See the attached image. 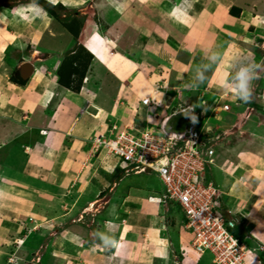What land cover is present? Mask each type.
<instances>
[{"label": "crops", "instance_id": "crops-1", "mask_svg": "<svg viewBox=\"0 0 264 264\" xmlns=\"http://www.w3.org/2000/svg\"><path fill=\"white\" fill-rule=\"evenodd\" d=\"M49 1L55 6L75 7L88 0ZM101 1L96 7L106 28H91L82 41L92 58L78 91L60 85L54 69L48 66V61L60 58L58 52L49 54L45 65L35 69L26 84L9 81L5 72L8 66L1 53L13 43V36L4 31L6 19L0 12V240L9 232L17 239L14 243L20 244L26 238L18 237L24 229L14 221L18 216L26 222L31 234L36 224L29 220L31 215L39 219L32 212L36 204L43 211L63 209L66 214L65 205L71 208L79 206L80 200H96L100 188L108 187L118 173L119 160L104 150L94 155L90 150V138L105 132L108 121L124 118L122 124H130L136 115L145 126L154 122L161 125L172 113L190 106L196 113L204 110L207 116L215 110L212 117L215 129L222 132L233 129L227 142L213 147V162L206 166L204 179L218 188L219 209L228 216L224 217L239 225L243 242L253 244L250 249L255 254L249 252L250 264H260L259 261L264 264V72L256 74L263 56L258 61L253 57L250 50L255 48L253 38L241 36L240 32L224 36L221 28H209L212 16L224 13L228 21L235 19L227 10L233 6L239 10L238 4L243 0H214L209 6L204 4L205 0H161V12L145 2L135 8L136 0ZM248 2L252 10L247 23L255 25L258 32L253 40L264 47V0ZM25 9L14 10L12 26L37 40L38 30L18 29L27 20L21 18ZM34 9L36 20H43L44 11ZM137 11L150 16L142 28H133L140 20ZM155 24L164 28H154ZM213 46L217 47L216 61L210 59ZM245 64L253 65L254 74L259 77L252 82L248 103L234 101L230 90L219 86L222 79L230 81ZM155 66L168 68L175 75L180 88L176 96H173L172 84L167 85L166 71L160 75ZM15 67L18 69L13 63L11 70ZM210 67L213 73L206 77ZM201 74L203 82L199 80ZM156 76L165 79L160 84L163 87L153 83ZM146 97L160 101L162 107L147 111L141 104ZM85 108L87 112H82ZM146 176L139 178L141 189L130 187L117 209L110 206L106 213L109 224L97 225L96 229L94 224L86 227L82 221V225H75L77 229L94 233L96 241L91 245L104 244L102 236L105 235L114 236L118 241L119 246L110 251L114 253L112 258L104 257L105 264H154L151 260L155 259L165 264L171 247L179 246L180 238L172 226L163 223L166 221L163 205L150 201L160 197L162 184L154 174ZM127 180L123 178L120 182L124 185ZM67 194L74 195L72 200L62 202ZM224 196L233 207L223 201ZM169 209L177 211L172 206ZM75 233L67 230L59 233L71 246V251L66 253L57 251L59 259L61 255L68 259L76 257L74 250H83L76 246L78 235ZM15 250L22 251V248L16 245ZM87 261L85 264L92 262ZM67 263L70 264V259Z\"/></svg>", "mask_w": 264, "mask_h": 264}, {"label": "rangeland", "instance_id": "rangeland-1", "mask_svg": "<svg viewBox=\"0 0 264 264\" xmlns=\"http://www.w3.org/2000/svg\"><path fill=\"white\" fill-rule=\"evenodd\" d=\"M212 1L214 0H205L204 4L208 3L209 6L210 4H212ZM38 2V0H0V12L6 19L4 26L6 30L4 31H6V33H11V35L13 36V43L7 45L1 53L3 55V62L7 64L6 67L8 66L6 68L7 71H5L7 72L6 75H8V79L10 82L16 83V74H20L22 66L25 64L31 65L32 72L25 79H22L19 75L24 83H17H19V85H24L28 82L32 74L35 72V69H38L40 66L45 65L44 60L50 56L49 54H55L56 52H58L60 58H55V61H53L54 59L52 61H48L50 63V65L48 66L54 69V77L57 78L60 85L69 90L78 91L82 85L84 77L83 75L89 69V64L92 58L89 52L83 47L82 41L87 37L91 28H96V30L97 28H101V30L106 28L103 17H101L100 15V10L96 7V4H102V1L100 2V0H88L87 2L82 4L80 3L75 7H63L62 5H58L55 7H49L48 11L45 10L46 7L44 8L41 4H38ZM48 2L54 4L49 0ZM143 2L152 4L151 6H155L159 12H161L160 10H162L161 0H136L133 4H135V8L142 7ZM28 4H33V6H29L31 7V9L28 7ZM238 5L239 7L237 8H239V10H235L236 6H233L232 8L230 7L227 10L229 15H231L235 19H232L231 22L228 21L229 17H226L227 15L224 13L219 14V16H212L211 18H209V20L213 23H209V28H221V33H223L224 36H229L231 35V33L240 32L241 36L243 34L246 37H251L255 40V38H257L256 35H258L257 30L254 29L256 27L250 22L247 23L250 12L252 10L250 7L251 4L248 2V0H243ZM21 7L26 9L23 12L24 16H21V14L20 16L21 18L23 17L27 20L24 24L21 23V27H19L18 29L20 30L22 28H28V30L26 31L38 30L40 32V35L37 40L32 39L31 36L26 32H17L16 29H14L15 27L12 26L11 20L15 16L13 15L14 10L16 8L20 9ZM32 8H38L41 11H44V19L41 21H37L36 16L33 15L36 11L32 13ZM137 13L140 20L136 26H133V28H142L144 22L150 19V16L149 14H147V12L137 11ZM210 13L214 12L210 11ZM135 14L136 12H134V15ZM204 14L205 10L203 11V15ZM135 16H137V14ZM135 16H133V19L136 18ZM225 17L227 18L226 21L224 20ZM155 18L156 17H154V19ZM237 20H240L241 22H238ZM41 23L45 25L44 28H42L44 25ZM161 23L162 22L160 21L158 22V24L160 25ZM154 28L164 27L156 25ZM253 39L252 43L254 44L253 47L255 48H250L253 57H255L258 61V58L262 59L263 56L262 61L258 62L259 65L256 68V74L260 75L264 72V47L262 46L261 42H254ZM216 49L217 47L213 46L211 56L215 54ZM180 58L182 60H186V57L180 56ZM13 63L18 66V69L17 67H15L14 70H11ZM162 68H158L155 66L154 69L157 70L160 75H164L163 73H165L166 71L168 75L167 85L171 87L172 84V88L174 87L175 89V93L173 94V96H176V91L178 92V90L180 89L179 83L175 82V75L171 72V70H168V68ZM213 70V67H210V69L205 72V74H207L206 77H210V75L213 73ZM152 80L156 86H159V88L163 87L162 85H160L165 81L163 77L162 79H160L159 76H156ZM201 84L205 86L204 83ZM194 85L196 86V84ZM147 99L149 100L151 107L150 108L146 106L147 111L149 110L150 112H152V110L155 111L156 108L162 107L160 101L151 99L150 97ZM185 108L191 109L192 114H197L195 127L197 130H200L202 132L208 131V138H210L209 143L213 147L217 143L224 142L225 140L227 142V139L230 138V136L233 134V129L223 130V132L217 130V128L215 129V126L212 124V117L214 116L215 110L210 111V116H207V114L204 113V110H202L203 112L196 113L192 108H190V106H186L183 109ZM81 111L87 112V109L85 108V110L82 109ZM166 111L169 112V110ZM207 111L209 110L207 109ZM201 114L202 116H200ZM135 117H133V121H131L130 124H122L124 118H116L117 120L115 119L108 121L107 124L109 126L105 132L95 133L90 138L91 154H98L99 152L104 150L105 145L103 142H107V140L113 139L120 131H128L132 129L133 132L136 133L144 129H149L150 127L152 129L160 127L157 122H154V124L152 125L151 123H149L150 125L145 126L142 124L143 122L140 119L141 117L137 119ZM97 139H100L99 143L96 142ZM106 153L108 155H112L109 152ZM150 174L154 173L149 171L141 173H136L134 171L126 172L124 169H121L120 164L118 173H116V175L111 178L109 184H107V188H100L101 191H99L100 193L96 200H80L79 206L72 205L71 208H68L65 205L64 207L68 209L66 211V214L65 212H63V209L61 211L59 209L55 210L49 208L51 209V211H43L41 210L42 208L39 204L34 205L32 212L34 214H37L39 219L37 220L36 216L31 215L29 220L36 221L32 233L28 234L29 229H27L26 227V222L23 220V218L18 216L14 220L15 223L21 225V227H24V229L18 233V237H22V239H24L25 237L26 238L20 241V244L14 243L13 240L17 239L15 238L14 233L9 232L7 233V235H4L3 239L0 240L1 264H68L67 262L69 261V259L70 264H85V262L88 263L87 260L90 259L92 261L91 264H105L106 259H104V257L106 256L107 258H112V256L114 255V253L110 252L112 251L111 248L109 246H106L105 244L91 245V242L93 243V241H96L94 233L91 231H84L82 230V228L77 229L75 225H82L83 222L86 227H89L93 226L94 224L96 229L97 225L109 224L110 221L106 213L108 212L109 208L111 209L110 206L117 209L119 207V204L122 202V199H125L127 197L130 187H135L138 189L142 188L140 186V176L144 177ZM123 178L128 179L127 181H125L124 185H122L120 182ZM48 187L51 188L50 185ZM73 196L68 194L65 195L62 198V202L71 201V198H73ZM223 201L226 202L229 207L234 206V204H232V202L225 196L223 197ZM87 203L91 204L90 207L86 205ZM163 207L164 214L166 215V221L163 223L172 226L175 234L180 238L179 246L175 247L176 249H173V247H171L169 256L167 257L165 264H213L212 258L209 255H198L191 249V244L189 242L190 237L188 231L184 226V221L182 218L183 215L181 216V213L178 212L180 210L177 208V211L172 212L166 205H163ZM86 209L87 211H85ZM221 213L227 216V214H224V212L221 211ZM63 215L64 217H61ZM57 217L60 218V220L61 218H63L64 221H58L56 219ZM64 230H67V232H76L75 234L78 235L76 236V246L79 247V249L83 248V250H74L76 257L69 259L65 255H61V259H59L58 257V254L60 253L71 251V246L67 245L59 234ZM163 236L166 237V234H163ZM245 242L242 241V245L245 248L246 252V255H244L243 258V262H245L246 264H250L248 260V254L250 252L251 255H253L255 254V252L251 251L250 249L253 244H251L249 241ZM16 245L18 247H21L22 251L15 250ZM85 246H88V248H85ZM141 248L145 250L146 246L142 245ZM51 249H54L53 253L50 252ZM57 251H60V253H58ZM257 253L258 251L256 252V254ZM151 262H153L154 264H163V261H159L156 259L154 261L151 260ZM259 263L261 264L260 261Z\"/></svg>", "mask_w": 264, "mask_h": 264}, {"label": "built area", "instance_id": "built-area-1", "mask_svg": "<svg viewBox=\"0 0 264 264\" xmlns=\"http://www.w3.org/2000/svg\"><path fill=\"white\" fill-rule=\"evenodd\" d=\"M141 103L150 107L147 98ZM196 118L197 114H192L187 135L165 133L162 122L155 129L120 131L103 142L104 147L119 159L122 170L149 171L158 177L163 189L155 200L180 210L196 254L209 255L213 264H246L243 243L229 230L234 221L226 220L219 209V190L204 179L206 166L213 162L214 148L208 131L196 129Z\"/></svg>", "mask_w": 264, "mask_h": 264}, {"label": "clouds", "instance_id": "clouds-1", "mask_svg": "<svg viewBox=\"0 0 264 264\" xmlns=\"http://www.w3.org/2000/svg\"><path fill=\"white\" fill-rule=\"evenodd\" d=\"M212 61L217 60L216 55L210 57ZM259 78L258 75L254 74L253 65L245 64L238 68L235 74L232 76L230 81L221 80L219 86L222 89H228L231 92L232 98L234 101H239L242 103H248L251 100L252 96V82ZM199 79L204 80L203 75L201 74ZM195 121V120H193ZM102 240L106 246H109L111 249L117 248L119 246L118 241L113 237L107 235L102 236Z\"/></svg>", "mask_w": 264, "mask_h": 264}, {"label": "water", "instance_id": "water-1", "mask_svg": "<svg viewBox=\"0 0 264 264\" xmlns=\"http://www.w3.org/2000/svg\"><path fill=\"white\" fill-rule=\"evenodd\" d=\"M20 76L25 79L31 72V65L25 64L20 70ZM192 110L185 108L169 115L162 123V129L165 133H174L177 135H187L190 129Z\"/></svg>", "mask_w": 264, "mask_h": 264}, {"label": "trees", "instance_id": "trees-1", "mask_svg": "<svg viewBox=\"0 0 264 264\" xmlns=\"http://www.w3.org/2000/svg\"><path fill=\"white\" fill-rule=\"evenodd\" d=\"M38 4H41L44 8L46 7L45 10L48 11L49 7H55L53 4L49 3L48 1L44 0H38ZM58 6V5H57ZM16 81L20 83H24V81L20 78L19 75L16 74ZM229 230L236 236L238 237L241 241L244 240V234L240 231V227L238 224L234 223L231 227H229Z\"/></svg>", "mask_w": 264, "mask_h": 264}, {"label": "bare ground", "instance_id": "bare-ground-1", "mask_svg": "<svg viewBox=\"0 0 264 264\" xmlns=\"http://www.w3.org/2000/svg\"><path fill=\"white\" fill-rule=\"evenodd\" d=\"M50 3V2H49ZM54 6V5H53ZM104 151L105 152H107V150L104 148ZM112 156H114V155H112ZM115 157V156H114ZM117 158V157H116ZM118 159V158H117ZM151 200L150 201H156L157 203H158V201L157 200H155L154 198H150Z\"/></svg>", "mask_w": 264, "mask_h": 264}]
</instances>
